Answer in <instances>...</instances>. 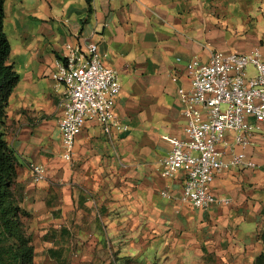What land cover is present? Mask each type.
I'll return each instance as SVG.
<instances>
[{"label":"crops","instance_id":"0c3cea01","mask_svg":"<svg viewBox=\"0 0 264 264\" xmlns=\"http://www.w3.org/2000/svg\"><path fill=\"white\" fill-rule=\"evenodd\" d=\"M4 9L8 62L20 79L0 133L18 159L36 264L107 254L111 240L126 238L135 240L134 255L160 264H257L261 135L248 150L259 166L224 169L210 189L228 202L208 209L162 196L180 195L184 173L163 177L161 161L171 150L167 137H185L178 89L190 85L189 61L207 62L216 50L260 48L264 56V0H6ZM85 41L99 42L102 62L119 73L115 115L125 128L106 134L97 119L87 121L67 160L59 127L64 86L52 75L66 44ZM30 163L45 168L44 179H33Z\"/></svg>","mask_w":264,"mask_h":264},{"label":"built area","instance_id":"2783aa9c","mask_svg":"<svg viewBox=\"0 0 264 264\" xmlns=\"http://www.w3.org/2000/svg\"><path fill=\"white\" fill-rule=\"evenodd\" d=\"M66 48L52 76L64 86L59 127L63 157L71 160L87 121L97 119L106 134L125 127L115 115L119 73L102 62L99 42L67 43ZM187 69L190 85L178 89L185 137H167L171 150L161 161L163 177L173 178L182 171L184 182L178 197L169 190H163L162 196L208 209L218 201L228 202L210 189L224 169L259 166L248 150L256 133L264 143V56L260 48L216 50L207 62L192 58ZM229 132L234 133L232 140L227 139ZM29 166L35 181L45 178L42 165Z\"/></svg>","mask_w":264,"mask_h":264},{"label":"trees","instance_id":"16d2710c","mask_svg":"<svg viewBox=\"0 0 264 264\" xmlns=\"http://www.w3.org/2000/svg\"><path fill=\"white\" fill-rule=\"evenodd\" d=\"M6 0H0V124L7 116V107L20 75L8 62L11 44L4 30ZM18 159L0 133V264H36L33 237L25 231L21 216L28 215L21 206L23 195L12 186L17 180ZM19 196V197H17ZM264 237V236H263ZM264 264V252L257 258Z\"/></svg>","mask_w":264,"mask_h":264},{"label":"rangeland","instance_id":"374dc122","mask_svg":"<svg viewBox=\"0 0 264 264\" xmlns=\"http://www.w3.org/2000/svg\"><path fill=\"white\" fill-rule=\"evenodd\" d=\"M13 190H17L18 193L23 195V186L20 182L16 180V183L12 186ZM19 197V196H17ZM28 215L23 214L21 216V220L23 222V227L27 234L33 237V241H37L36 232L31 231V215L26 211ZM135 240L132 238H126V240H115V243H112V240L109 245V252L106 254L105 252L100 253L99 255H93L91 258L89 256L84 257L82 255H71L69 258L70 264H160L155 262H151L148 259H145L143 256L134 255L133 248L136 246ZM124 242L126 248V255L123 256V250L121 247V243ZM137 242V241H136ZM143 243V242H142ZM141 244V243H140ZM139 245V244H138ZM142 245V244H141ZM120 247V248H118ZM38 260L40 263L44 262V256L39 255Z\"/></svg>","mask_w":264,"mask_h":264}]
</instances>
